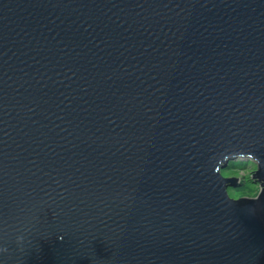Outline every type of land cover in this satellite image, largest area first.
Returning a JSON list of instances; mask_svg holds the SVG:
<instances>
[{"label":"water","instance_id":"1","mask_svg":"<svg viewBox=\"0 0 264 264\" xmlns=\"http://www.w3.org/2000/svg\"><path fill=\"white\" fill-rule=\"evenodd\" d=\"M240 152L264 180V0H0V264H264Z\"/></svg>","mask_w":264,"mask_h":264},{"label":"clouds","instance_id":"2","mask_svg":"<svg viewBox=\"0 0 264 264\" xmlns=\"http://www.w3.org/2000/svg\"><path fill=\"white\" fill-rule=\"evenodd\" d=\"M214 168V174L225 183L224 192L227 199L233 203L244 201L259 202L264 195V180L257 177L260 161L252 154L243 152L225 155ZM235 179L239 187H233L228 181Z\"/></svg>","mask_w":264,"mask_h":264},{"label":"rangeland","instance_id":"3","mask_svg":"<svg viewBox=\"0 0 264 264\" xmlns=\"http://www.w3.org/2000/svg\"><path fill=\"white\" fill-rule=\"evenodd\" d=\"M233 187H239V185L238 186H233Z\"/></svg>","mask_w":264,"mask_h":264}]
</instances>
